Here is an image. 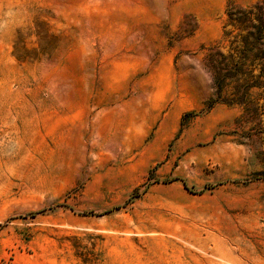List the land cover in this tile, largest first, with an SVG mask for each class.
Wrapping results in <instances>:
<instances>
[{
	"label": "rangeland",
	"instance_id": "374dc122",
	"mask_svg": "<svg viewBox=\"0 0 264 264\" xmlns=\"http://www.w3.org/2000/svg\"><path fill=\"white\" fill-rule=\"evenodd\" d=\"M0 264H264V0H0Z\"/></svg>",
	"mask_w": 264,
	"mask_h": 264
},
{
	"label": "trees",
	"instance_id": "16d2710c",
	"mask_svg": "<svg viewBox=\"0 0 264 264\" xmlns=\"http://www.w3.org/2000/svg\"><path fill=\"white\" fill-rule=\"evenodd\" d=\"M263 38V37H262Z\"/></svg>",
	"mask_w": 264,
	"mask_h": 264
}]
</instances>
